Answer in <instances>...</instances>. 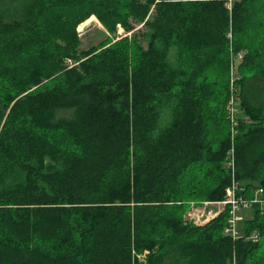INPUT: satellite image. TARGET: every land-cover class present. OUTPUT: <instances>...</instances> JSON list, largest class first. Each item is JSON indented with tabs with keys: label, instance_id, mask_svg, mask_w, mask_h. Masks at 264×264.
<instances>
[{
	"label": "trees",
	"instance_id": "obj_1",
	"mask_svg": "<svg viewBox=\"0 0 264 264\" xmlns=\"http://www.w3.org/2000/svg\"><path fill=\"white\" fill-rule=\"evenodd\" d=\"M233 180L264 201V0H0V264H264L261 203L185 217Z\"/></svg>",
	"mask_w": 264,
	"mask_h": 264
},
{
	"label": "built area",
	"instance_id": "obj_2",
	"mask_svg": "<svg viewBox=\"0 0 264 264\" xmlns=\"http://www.w3.org/2000/svg\"><path fill=\"white\" fill-rule=\"evenodd\" d=\"M232 92L233 94H235L236 92V88H234V78L232 79ZM236 100L237 99H235L234 95H231L230 104H229V116L233 123H236L237 121V120L235 121L236 112L238 110L236 106ZM232 154L234 155V148L232 149ZM230 169L232 170V174H234L235 171L234 158L230 161ZM237 191H238V185L233 180L231 185L227 187L226 195L223 200L218 201L217 203H204L202 206L192 204L190 210L187 212L185 216L186 219L189 222H193L195 224H205L211 218L219 214V212H221L226 206H228L229 214L224 232L230 235L233 239H237L239 237L244 236L246 240H253V241L258 240L260 238V234L258 231H253L250 234H246L239 229L238 223L241 220V217L239 216L238 212L242 208L252 207V205L255 202L261 203L262 200L258 197L246 198L243 195L238 194ZM261 191L262 189H260L258 192L260 193ZM208 204H217L218 206L222 205L223 207L215 209L214 211L212 209L206 211L205 207ZM233 264H235V262H233Z\"/></svg>",
	"mask_w": 264,
	"mask_h": 264
},
{
	"label": "rangeland",
	"instance_id": "obj_3",
	"mask_svg": "<svg viewBox=\"0 0 264 264\" xmlns=\"http://www.w3.org/2000/svg\"><path fill=\"white\" fill-rule=\"evenodd\" d=\"M234 1L235 0H228V5H230ZM237 1H240V0H237ZM142 26H143V24H137L135 29H138V28L141 29ZM77 29H78V32H79L81 38H82L83 47H87L88 45H90V43H97V42L101 41L102 39H104L108 35V31L106 30L103 23L100 21V19L96 15H92L88 19L83 21L78 26ZM132 31L125 32V30L123 29L121 24H118L117 25V35H118L117 38H121L125 35L131 36ZM244 55L245 54L243 51H235L232 48L230 49V59H231L230 65H229L230 85L232 87V79L234 78V88H236V86H237V92L238 93H240L239 81L241 80L240 65L242 64V60L244 59ZM68 62L71 63L70 60ZM240 101L241 100H236V106H238V114L240 112V107H239ZM231 126H234L235 131H236L238 129L239 125L237 123H233L231 121L230 127ZM232 132H233V130H232ZM233 146H234V140L232 139L231 148L227 153V156L229 157V162L227 161V165H230V161L233 158L235 160V155L232 154ZM234 151H235V149H234ZM254 197L260 198L258 191L255 193ZM217 202L218 201H207L204 203H217ZM261 203L264 204V201L262 200ZM195 204H197V203H195ZM197 205L202 206L201 204H197ZM220 207H223V206L222 205L218 206L217 204H208L205 207V210L208 211V210L212 209L214 211L215 209H218ZM238 214L241 217V220L238 223V227L242 231L243 230L242 225L244 224V222L247 219H250L251 217H253L254 209H253V207H245V208H242L238 212Z\"/></svg>",
	"mask_w": 264,
	"mask_h": 264
},
{
	"label": "crops",
	"instance_id": "obj_4",
	"mask_svg": "<svg viewBox=\"0 0 264 264\" xmlns=\"http://www.w3.org/2000/svg\"><path fill=\"white\" fill-rule=\"evenodd\" d=\"M262 205H264L263 203H261ZM248 220V219H247ZM242 223V222H241ZM245 223V222H244ZM243 226V225H242Z\"/></svg>",
	"mask_w": 264,
	"mask_h": 264
}]
</instances>
